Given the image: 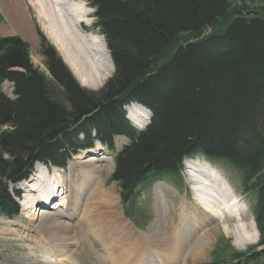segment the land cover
I'll list each match as a JSON object with an SVG mask.
<instances>
[{"label":"trees","instance_id":"1","mask_svg":"<svg viewBox=\"0 0 264 264\" xmlns=\"http://www.w3.org/2000/svg\"><path fill=\"white\" fill-rule=\"evenodd\" d=\"M87 1L115 66L98 91L83 88L45 40L46 72L34 67L22 38H0V216L19 214L10 185L37 161L64 166L71 153L98 142L115 150L121 134L131 143L117 154L112 179L126 201L153 176L179 174L187 156L239 169L244 192L256 195L261 239L235 264H264V15L234 10L224 31L178 44L182 34L217 26L235 1L252 0ZM5 80L14 99L2 91ZM131 100L152 111L142 132L125 117Z\"/></svg>","mask_w":264,"mask_h":264},{"label":"rangeland","instance_id":"2","mask_svg":"<svg viewBox=\"0 0 264 264\" xmlns=\"http://www.w3.org/2000/svg\"><path fill=\"white\" fill-rule=\"evenodd\" d=\"M7 1L10 5L12 4L13 9L18 4V8L23 10L29 29L23 30L22 27L20 29L23 32H21L17 26L14 27L3 10V2L0 1V38L18 36L26 41L29 44L30 57L34 67L41 71H47L45 57L41 51V43L45 40L55 48L57 54L83 88L89 91H98L113 76L115 67L110 49L104 35L94 27L95 10L87 0H65L64 3L69 2L82 6L83 10L87 11L85 19L89 23L87 21L83 23L86 25L93 23L90 26H85L83 30L95 35L94 37L106 47L109 54L108 63L112 67L110 74L101 83L96 82V84L84 82L81 76L73 70L67 55L45 32L39 18V11L33 0ZM234 10H243L245 14L264 15V1L252 0L246 3L235 1L228 16L222 19L217 26L206 28L199 36L192 33L182 34L177 43L184 44L214 32L224 31L234 17ZM82 24L79 26L81 27ZM25 32L32 34L35 41L26 40L23 36ZM2 90L11 98L16 97L13 93L12 83L5 82L2 85ZM134 111L136 114V109L131 110V112ZM91 126L93 127V124ZM120 135L118 134L116 137L119 149L123 148L125 144L128 145L129 142L126 137ZM79 138L86 140L82 133ZM100 148L101 151L97 155H91L86 151L73 155L66 166L71 167L70 173L65 171L66 167L64 171L61 170L58 173L52 169L46 172L41 165L38 166L46 180L49 178L54 180L56 175L59 185L64 186L66 194L64 202H61L64 204L63 208L60 207V210L66 215L64 218L51 219L50 216L54 215V212L57 213L58 209H51L49 204L46 206L39 204L37 208L26 210L22 209L20 204V212L16 217L10 219L2 216L0 218V264H235L238 262L235 259L237 253L259 244L261 236L254 219L256 195L253 193L244 194L243 174L231 163L198 157V160L209 163L221 174L230 191L234 192L235 198L240 197L244 200L241 204L244 208L240 215L242 220L237 221L233 215L227 213L226 216L224 213L223 222L216 225L208 220L203 222L201 210L193 206L196 204L197 195L193 193L196 195L193 200L192 192L189 190L190 178L185 169L178 179L172 176L151 178L139 185L130 199L126 201L122 197L119 184L112 179L115 168L114 163L113 167L110 164L112 152L106 146L96 143L94 150ZM65 150L62 148L60 152H65ZM89 158L94 159L89 163L87 161ZM90 165L96 168L95 172H87L86 169ZM83 185H86L89 191L102 192V190H106L113 195L108 201L103 202V208L97 209L95 217L97 220L92 218L88 222L89 218L86 217H89V214L84 215L81 208L75 203L77 201L75 192L82 190ZM16 189H23L25 192V183L22 186L19 183L10 185L12 196L17 197L19 202H24L26 194L18 196L15 194ZM184 205H187V210L183 207ZM184 212L188 213L187 215L189 218L192 217V220L196 219H194L195 226L186 231L185 248L182 252L175 254L169 252L168 249V251H162L161 242L164 241V238L167 240L171 238L172 230L178 228L182 218L181 213ZM79 217H81L80 220H78ZM238 222L241 223V226L244 224L246 228L242 234L250 235L252 240L242 242L237 237L234 229H238ZM146 240L153 242V246L148 245ZM201 240L207 243L204 249L199 246ZM191 246H195L193 251H190ZM189 248L190 250H188ZM262 249L263 247L259 246L258 250ZM245 260L243 259V261ZM246 261L255 264L253 261Z\"/></svg>","mask_w":264,"mask_h":264},{"label":"bare ground","instance_id":"3","mask_svg":"<svg viewBox=\"0 0 264 264\" xmlns=\"http://www.w3.org/2000/svg\"><path fill=\"white\" fill-rule=\"evenodd\" d=\"M0 1L3 2V10L8 18H10L9 20H11L12 25L14 27L17 26L19 29L23 27V30H28L29 26L26 21L27 17L23 13V10L18 8V4H16L13 9L11 6L12 4L10 5L9 1ZM33 1L39 11V18L43 23L45 32H47L48 36L57 44L64 54L67 55L68 60H70L71 65L74 68L73 70L81 76V79L90 84H96V82L101 83L104 79H106L112 68L108 63L110 58H108L109 54L106 47L96 37H94L95 35L93 36L92 34L84 32L79 26L85 21L89 23V21L85 19L87 11L83 10L82 6L80 7L69 2L64 3L65 0ZM17 9L18 11H16ZM91 23L89 25H91ZM22 29H20L21 32H23ZM26 32L23 34L25 39L30 42H34V36ZM126 109H128V105ZM131 113V119L140 124L141 121L137 118V113L135 114V111ZM98 144L100 143L98 142ZM99 151H101V148L95 150L91 149L90 154L97 155ZM92 159L94 158H89L87 161L90 163ZM110 164L113 167L112 160L110 161ZM186 169L191 182L195 181L197 184L196 187L192 188L193 193L197 195V198H195L196 204L193 206L201 210L200 214L202 216V221L205 222L208 220L211 223L220 225V223L223 222L222 219L225 217L224 213L227 216V213H229L233 206L237 204V199L239 197H234V192L230 191L226 181H224V178L219 172L213 169L209 163L201 162L195 157L186 162ZM53 170L54 172L57 171L60 173L61 170L64 171V168L53 167ZM86 170L87 172L90 171L92 173L96 171V168L90 165ZM65 171L70 173L71 167H66ZM31 177L27 180L29 182L25 183L26 190L24 194L26 195L24 196L26 197V200L20 203L22 209L26 210L33 207L37 208L39 204H44L46 206L49 204V200L53 199V203L49 207L51 209H58V212H54V215L50 216V218H64L66 214L60 210V207L64 205L61 202H64L66 191L63 185H59L56 175L54 180L51 178L46 180L45 176L42 175L40 168L37 166ZM100 194L102 195L99 198ZM195 194L194 197L196 196ZM27 196H30V198ZM112 196L113 195H111L110 191H89L87 190V186L83 185L82 190L75 192V198H77L75 203L81 208L84 215L89 214V217H86L89 218V220L87 219L89 222L92 218L97 220L95 218L97 209L103 208V202L108 201ZM95 204L98 205L96 206ZM186 206L187 205H184L183 207L187 210ZM76 211L78 212L79 210ZM187 214L188 213L186 212L181 213L182 218L179 226L178 228L172 230L171 238L168 240L167 238L163 239L164 241L160 244L162 251L169 250L172 254L183 251L185 248V237L187 236L186 231L195 226V218L192 220V217L189 218V215ZM80 218L81 217H79L78 220H80ZM237 221H240V219ZM196 224L198 225L197 222ZM240 224L241 223L238 222V229H234L237 237L240 238L242 242L252 240L253 238L250 235L242 234V231L246 230V228L244 227V224H242V226ZM146 242L148 245H152L153 243L148 240H146ZM154 244L160 246L157 243ZM205 244L207 243L201 240L199 246L204 249ZM195 246H191V250L190 248L188 250L193 251Z\"/></svg>","mask_w":264,"mask_h":264}]
</instances>
